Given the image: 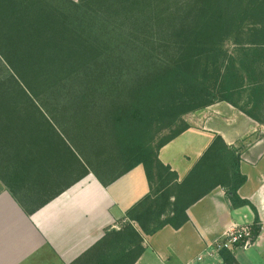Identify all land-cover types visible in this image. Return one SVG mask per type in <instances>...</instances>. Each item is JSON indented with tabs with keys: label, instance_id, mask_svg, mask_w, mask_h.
Wrapping results in <instances>:
<instances>
[{
	"label": "trees",
	"instance_id": "16d2710c",
	"mask_svg": "<svg viewBox=\"0 0 264 264\" xmlns=\"http://www.w3.org/2000/svg\"><path fill=\"white\" fill-rule=\"evenodd\" d=\"M6 10L0 179L7 184L8 174L46 175L55 167L77 172L78 181L92 172L108 187L143 166L149 182L150 193L121 228L73 264H136L145 236L181 229L188 210L217 188L233 209L254 210L256 240L257 211L239 195L247 183L243 149L215 136L181 182L159 153L189 130L187 115L217 103L264 125L232 99L236 64L232 70L224 52L229 41L264 48V0H7ZM256 54L247 76L260 71L264 52ZM255 88L260 101L264 81ZM167 130L170 136L153 147V133ZM226 263L237 264L234 257Z\"/></svg>",
	"mask_w": 264,
	"mask_h": 264
},
{
	"label": "crops",
	"instance_id": "0c3cea01",
	"mask_svg": "<svg viewBox=\"0 0 264 264\" xmlns=\"http://www.w3.org/2000/svg\"><path fill=\"white\" fill-rule=\"evenodd\" d=\"M6 6L0 0V25L6 23ZM185 120L189 130L161 149V162L181 182L215 136L243 149L247 183L239 195L256 209L260 234L247 248L207 255L216 239L235 227L253 226L257 217L251 207L233 209L225 190L217 188L188 210L189 222L181 229L145 236L146 251L136 264H227L229 257L237 264H264V125L227 102ZM46 170V175L8 174L7 184L0 179V264H73L109 230H119L126 213L150 193L143 166L108 187L92 172L78 181L77 172Z\"/></svg>",
	"mask_w": 264,
	"mask_h": 264
},
{
	"label": "rangeland",
	"instance_id": "374dc122",
	"mask_svg": "<svg viewBox=\"0 0 264 264\" xmlns=\"http://www.w3.org/2000/svg\"><path fill=\"white\" fill-rule=\"evenodd\" d=\"M260 51L264 52V48H256L254 46H248L246 43L242 45H237L235 41H229L226 43L224 47V52L226 55L227 63L232 69L231 62L233 60L236 64V71H234L233 81L236 86V94L233 96V100L238 102L241 107L246 110L256 114L261 120L264 121V97L261 98L260 101L257 100L256 95V86H258V82L264 81V58L261 56V68L260 71L257 70L256 74L251 76H247V72H245L246 68L249 67L250 63L255 61L256 52ZM255 64V62H254ZM255 66L259 69V66L255 64ZM262 69V70H261ZM233 70V69H232ZM245 72V73H244ZM261 73V76H259ZM245 77V78H243ZM263 77V78H262ZM264 91V90H263ZM257 102L262 103L260 106L261 109H257ZM170 136V131H164L162 133H153L154 141L151 140V144L153 147H156L160 141L167 139ZM121 170V168L116 169L113 174L111 171L106 175V177H112L117 175Z\"/></svg>",
	"mask_w": 264,
	"mask_h": 264
},
{
	"label": "built area",
	"instance_id": "2783aa9c",
	"mask_svg": "<svg viewBox=\"0 0 264 264\" xmlns=\"http://www.w3.org/2000/svg\"><path fill=\"white\" fill-rule=\"evenodd\" d=\"M254 242L252 226H238L216 239L208 248L207 255L214 257L223 251L234 252L237 248H247ZM198 260H202L201 257Z\"/></svg>",
	"mask_w": 264,
	"mask_h": 264
}]
</instances>
